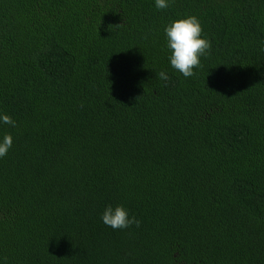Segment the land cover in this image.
<instances>
[{"label": "trees", "instance_id": "trees-1", "mask_svg": "<svg viewBox=\"0 0 264 264\" xmlns=\"http://www.w3.org/2000/svg\"><path fill=\"white\" fill-rule=\"evenodd\" d=\"M186 15L211 44L188 78ZM261 41L264 0H0V264H264Z\"/></svg>", "mask_w": 264, "mask_h": 264}, {"label": "clouds", "instance_id": "clouds-1", "mask_svg": "<svg viewBox=\"0 0 264 264\" xmlns=\"http://www.w3.org/2000/svg\"><path fill=\"white\" fill-rule=\"evenodd\" d=\"M170 0H154L157 10L166 9ZM166 44L169 51L170 66L181 73L185 78L193 76L194 68L200 66V57L206 56L211 47L210 41L201 35L202 28L197 17L186 15L178 17L166 24L163 28ZM260 50L264 51V41L260 43ZM162 80L168 79L165 71H160ZM0 125L16 127V121L10 115L0 111ZM13 138L10 133L0 136V158L7 155L12 147ZM101 221L113 230L127 229L133 225L139 226L140 220L129 214L122 204H107L101 213Z\"/></svg>", "mask_w": 264, "mask_h": 264}]
</instances>
